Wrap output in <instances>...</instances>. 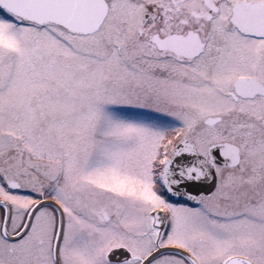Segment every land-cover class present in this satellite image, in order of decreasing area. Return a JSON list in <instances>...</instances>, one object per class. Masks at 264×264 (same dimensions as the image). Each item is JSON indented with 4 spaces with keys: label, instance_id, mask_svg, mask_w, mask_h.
Here are the masks:
<instances>
[{
    "label": "snow or ice",
    "instance_id": "1",
    "mask_svg": "<svg viewBox=\"0 0 264 264\" xmlns=\"http://www.w3.org/2000/svg\"><path fill=\"white\" fill-rule=\"evenodd\" d=\"M0 264H264V0H0Z\"/></svg>",
    "mask_w": 264,
    "mask_h": 264
}]
</instances>
